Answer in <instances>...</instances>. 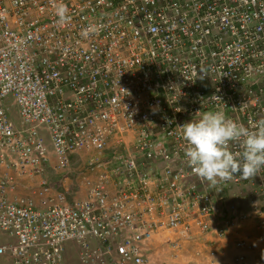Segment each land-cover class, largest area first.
Returning a JSON list of instances; mask_svg holds the SVG:
<instances>
[{
    "label": "built area",
    "instance_id": "built-area-1",
    "mask_svg": "<svg viewBox=\"0 0 264 264\" xmlns=\"http://www.w3.org/2000/svg\"><path fill=\"white\" fill-rule=\"evenodd\" d=\"M208 111L264 118V0H0V257L169 264L252 219L264 242V170L213 186L187 164L181 126Z\"/></svg>",
    "mask_w": 264,
    "mask_h": 264
},
{
    "label": "clouds",
    "instance_id": "clouds-1",
    "mask_svg": "<svg viewBox=\"0 0 264 264\" xmlns=\"http://www.w3.org/2000/svg\"><path fill=\"white\" fill-rule=\"evenodd\" d=\"M181 127L182 138L187 142V164L209 184L214 186L236 175L250 179L264 170V118L250 128L227 118L223 112L208 111L199 120ZM234 143L242 145V152L232 151Z\"/></svg>",
    "mask_w": 264,
    "mask_h": 264
},
{
    "label": "crops",
    "instance_id": "crops-1",
    "mask_svg": "<svg viewBox=\"0 0 264 264\" xmlns=\"http://www.w3.org/2000/svg\"><path fill=\"white\" fill-rule=\"evenodd\" d=\"M260 231L257 229V223L255 220H248L243 225L238 226L230 230L227 236L220 242L219 239L215 236H211L212 242L209 245H201L200 248L198 244L190 245V249H204V254L208 257L210 249L215 246L220 252V259H227L232 261L236 256L237 251L235 250V243L238 239L244 237L252 238L253 242H258V248L254 251L245 252L244 255L247 257L244 264H264V242H259ZM207 246V248H206ZM182 254V257L178 259L179 264H211L207 257L204 258V255L198 256L196 252L190 253L188 248H186ZM181 261V262H180ZM216 264H220L217 262Z\"/></svg>",
    "mask_w": 264,
    "mask_h": 264
},
{
    "label": "rangeland",
    "instance_id": "rangeland-1",
    "mask_svg": "<svg viewBox=\"0 0 264 264\" xmlns=\"http://www.w3.org/2000/svg\"><path fill=\"white\" fill-rule=\"evenodd\" d=\"M90 158L89 154H85L82 153L81 155L77 156L74 158V162H73V167H72V173L70 176V180L66 181L65 183L67 184V186L71 189L72 192V198H75L77 200L82 199L85 197V194L83 193V191L81 190V183H82V175L81 172L82 170L86 167L87 162ZM54 181H57L56 178H54ZM35 183V181H34ZM80 188V189H79ZM29 189H22V194L26 195L29 194ZM7 237L5 236H1L0 235V243H6L7 242ZM201 245H199L198 247H200ZM202 246H204V244H202ZM164 249V248H163ZM190 249V248H188ZM187 250V249H185ZM184 250V251H185ZM198 249H190L189 252H196ZM183 251V252H184ZM165 252V253H164ZM164 252L160 255V258L156 257V262L160 263V261L162 262V258H167V260H169V264H179V262L177 261H173L171 259L172 254L168 251V250H164ZM171 255V256H170ZM181 262V261H180ZM0 264H11L8 262V260L6 258H1L0 257Z\"/></svg>",
    "mask_w": 264,
    "mask_h": 264
}]
</instances>
